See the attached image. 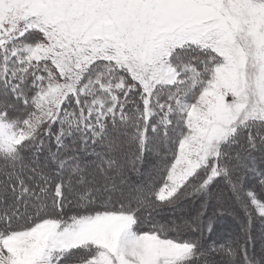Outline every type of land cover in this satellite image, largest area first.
Here are the masks:
<instances>
[{
    "label": "snow or ice",
    "instance_id": "6c2138e0",
    "mask_svg": "<svg viewBox=\"0 0 264 264\" xmlns=\"http://www.w3.org/2000/svg\"><path fill=\"white\" fill-rule=\"evenodd\" d=\"M0 264H264V0H0Z\"/></svg>",
    "mask_w": 264,
    "mask_h": 264
},
{
    "label": "trees",
    "instance_id": "16d2710c",
    "mask_svg": "<svg viewBox=\"0 0 264 264\" xmlns=\"http://www.w3.org/2000/svg\"><path fill=\"white\" fill-rule=\"evenodd\" d=\"M130 177L132 180L136 181V180H143V179H147V169L145 168L144 169V175L143 176H139L137 175V173H133V172H130L129 173ZM221 187L223 188L224 190V194L225 196H227L229 193H228V189L227 187L223 184V182H221ZM196 201H193L192 204L193 206L196 205ZM212 212V209L209 210V214H211ZM225 226L223 227V232L224 230H230L228 233L226 232L225 234L221 235L220 237H217L215 236L214 239L216 240H219V239H222L220 242H228L231 240V238H233V236L239 232V220L234 216V215H231L229 214V212H225L223 214V218L220 219L219 223H218V230H219V227H222V226ZM236 230V231H235ZM260 231H261V228H260V225H259V222L257 221L256 224H255V227L253 229V233H255L258 238H257V243H256V248L257 250H259V239H260ZM219 236V235H218Z\"/></svg>",
    "mask_w": 264,
    "mask_h": 264
},
{
    "label": "rangeland",
    "instance_id": "374dc122",
    "mask_svg": "<svg viewBox=\"0 0 264 264\" xmlns=\"http://www.w3.org/2000/svg\"><path fill=\"white\" fill-rule=\"evenodd\" d=\"M223 227H225L224 225L222 226V227H219V230L217 231V234H216V236L217 237H220L221 235H223V234H225L226 232L228 233L230 230L228 229V230H224V232H223ZM254 235H255V237H256V240H257V238H258V236L255 234V233H253ZM219 235V236H218ZM220 241L222 240V239H219ZM218 240V241H219ZM257 251H259V250H257Z\"/></svg>",
    "mask_w": 264,
    "mask_h": 264
},
{
    "label": "bare ground",
    "instance_id": "6f19581e",
    "mask_svg": "<svg viewBox=\"0 0 264 264\" xmlns=\"http://www.w3.org/2000/svg\"><path fill=\"white\" fill-rule=\"evenodd\" d=\"M236 231V230H235Z\"/></svg>",
    "mask_w": 264,
    "mask_h": 264
}]
</instances>
